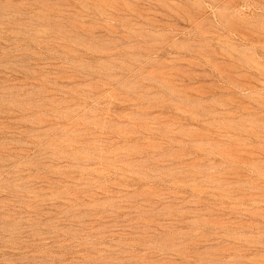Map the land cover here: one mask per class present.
Listing matches in <instances>:
<instances>
[{
  "label": "rangeland",
  "instance_id": "1",
  "mask_svg": "<svg viewBox=\"0 0 264 264\" xmlns=\"http://www.w3.org/2000/svg\"><path fill=\"white\" fill-rule=\"evenodd\" d=\"M0 264H264V0H0Z\"/></svg>",
  "mask_w": 264,
  "mask_h": 264
}]
</instances>
